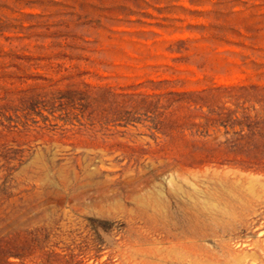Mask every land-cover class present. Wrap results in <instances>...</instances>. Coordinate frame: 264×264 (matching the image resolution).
<instances>
[{"label":"rangeland","instance_id":"obj_1","mask_svg":"<svg viewBox=\"0 0 264 264\" xmlns=\"http://www.w3.org/2000/svg\"><path fill=\"white\" fill-rule=\"evenodd\" d=\"M0 264H264V0H0Z\"/></svg>","mask_w":264,"mask_h":264}]
</instances>
